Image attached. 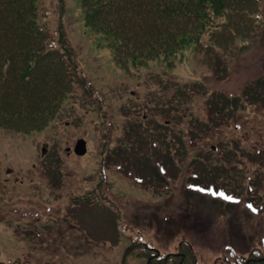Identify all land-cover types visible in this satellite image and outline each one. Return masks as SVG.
<instances>
[{"label":"rangeland","instance_id":"374dc122","mask_svg":"<svg viewBox=\"0 0 264 264\" xmlns=\"http://www.w3.org/2000/svg\"><path fill=\"white\" fill-rule=\"evenodd\" d=\"M39 1L55 49L63 48L61 29L73 46L80 82L42 131L0 129V261L264 264V0L254 32L239 31L246 40L228 47L220 35V48L204 36L198 46L185 34L169 68L158 59L128 71L114 63L108 40L84 27L81 0ZM160 46L144 42L136 54L155 57ZM221 96L244 101L216 129L210 105ZM167 114L178 119L165 123ZM139 125L148 138H162L163 125L172 135L157 147L141 138L138 158L157 152L160 164L172 154L175 163L167 173L151 165L154 179L143 183L116 156L107 160ZM80 139L84 155L74 151ZM213 185L259 210L216 199Z\"/></svg>","mask_w":264,"mask_h":264},{"label":"trees","instance_id":"16d2710c","mask_svg":"<svg viewBox=\"0 0 264 264\" xmlns=\"http://www.w3.org/2000/svg\"><path fill=\"white\" fill-rule=\"evenodd\" d=\"M260 3V0H83V11L86 26L106 35L115 64L128 71L160 56L167 59L174 56L187 42L185 34L191 37L189 41L196 40L198 46L203 37L208 36L212 38L210 43L221 48L223 46L215 42L220 35L228 38L223 44L233 46L237 36L248 38L241 32H254L260 19ZM39 4V0H0V128L22 134L42 131L58 119L72 97L75 83L80 82L79 76L74 74L77 70L74 48L61 29L63 48L59 52L55 49L50 32L40 25ZM144 42L148 49L161 45L159 55L137 56L136 53L144 49ZM221 97L225 99L210 105L213 116L208 122L216 129L226 124L233 117L229 115L237 112L244 101L240 97ZM166 119L165 123H170L178 117L167 114ZM167 125H163L166 137L172 135ZM142 127H132L119 153L107 160L116 162L112 159L116 156L120 166L137 173L139 182L143 183L154 179L155 175L148 173L151 165L167 173L170 170L164 167H174L175 163L172 154L160 164L155 160L159 157L157 152L149 155L150 160L146 162L138 158L143 150L141 138L150 141L153 147H157L161 139L166 141L159 135L148 138ZM169 144L170 149L177 145L176 142ZM0 264L7 263L0 261Z\"/></svg>","mask_w":264,"mask_h":264},{"label":"water","instance_id":"95a60500","mask_svg":"<svg viewBox=\"0 0 264 264\" xmlns=\"http://www.w3.org/2000/svg\"><path fill=\"white\" fill-rule=\"evenodd\" d=\"M77 149H82L81 154L86 153V143L79 141L77 145Z\"/></svg>","mask_w":264,"mask_h":264},{"label":"bare ground","instance_id":"6f19581e","mask_svg":"<svg viewBox=\"0 0 264 264\" xmlns=\"http://www.w3.org/2000/svg\"><path fill=\"white\" fill-rule=\"evenodd\" d=\"M261 2L263 1V0H260Z\"/></svg>","mask_w":264,"mask_h":264}]
</instances>
